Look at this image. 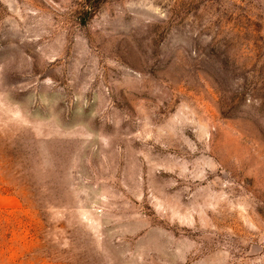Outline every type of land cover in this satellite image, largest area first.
Here are the masks:
<instances>
[{
  "label": "rangeland",
  "instance_id": "374dc122",
  "mask_svg": "<svg viewBox=\"0 0 264 264\" xmlns=\"http://www.w3.org/2000/svg\"><path fill=\"white\" fill-rule=\"evenodd\" d=\"M0 0V264H264V0Z\"/></svg>",
  "mask_w": 264,
  "mask_h": 264
},
{
  "label": "crops",
  "instance_id": "0c3cea01",
  "mask_svg": "<svg viewBox=\"0 0 264 264\" xmlns=\"http://www.w3.org/2000/svg\"><path fill=\"white\" fill-rule=\"evenodd\" d=\"M13 202V199L9 198L8 196H6L3 192L2 189L0 187V210L1 209H5L7 208L9 205V203Z\"/></svg>",
  "mask_w": 264,
  "mask_h": 264
},
{
  "label": "trees",
  "instance_id": "16d2710c",
  "mask_svg": "<svg viewBox=\"0 0 264 264\" xmlns=\"http://www.w3.org/2000/svg\"><path fill=\"white\" fill-rule=\"evenodd\" d=\"M101 0H94L93 5H92V9H94L96 7V4L99 3Z\"/></svg>",
  "mask_w": 264,
  "mask_h": 264
}]
</instances>
